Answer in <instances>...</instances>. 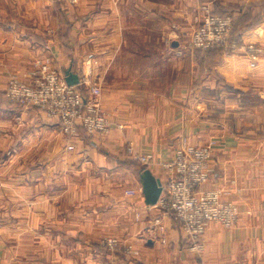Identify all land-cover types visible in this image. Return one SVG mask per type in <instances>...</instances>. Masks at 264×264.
I'll return each mask as SVG.
<instances>
[{
	"label": "crops",
	"instance_id": "0c3cea01",
	"mask_svg": "<svg viewBox=\"0 0 264 264\" xmlns=\"http://www.w3.org/2000/svg\"><path fill=\"white\" fill-rule=\"evenodd\" d=\"M204 3L232 18V39L264 48V0H0V264H264V52L251 67L245 51L189 47ZM38 60L89 74L107 134L68 137L6 98L8 79L29 81ZM182 136L215 140L200 188L239 208L231 228L208 226L201 253L147 208L127 154L152 153L147 169L162 184Z\"/></svg>",
	"mask_w": 264,
	"mask_h": 264
},
{
	"label": "built area",
	"instance_id": "2783aa9c",
	"mask_svg": "<svg viewBox=\"0 0 264 264\" xmlns=\"http://www.w3.org/2000/svg\"><path fill=\"white\" fill-rule=\"evenodd\" d=\"M75 5L78 0H61ZM200 16L188 42L192 49L241 50L249 53L250 66L256 65L257 55L264 48L253 43L239 45L231 38L232 19L229 16L214 13L210 3L200 5ZM177 26L174 25V29ZM101 88L94 83L88 73L79 77L76 85L66 82L62 72L51 68L47 62L36 61L30 71V80L23 81L13 76L6 88L5 96L12 103L23 107H33L56 122L60 131L68 136L78 135L79 127L88 134H107L111 119L101 101ZM119 128H122L119 125ZM215 140L206 144H192L186 136L179 138L171 160L163 163L168 171L167 179L162 183L157 202L147 205L148 209L157 208L169 215L179 228L188 249L201 253L204 250L203 237L210 224L231 228L239 215L238 206L223 198L224 191L200 188L212 176V147ZM73 148L72 144L68 145ZM127 154L141 166L146 167L153 161L152 153H137L133 146L127 147ZM126 194L134 195L133 189ZM138 217V215H137ZM157 230L163 234L165 226L161 219H155ZM160 241L165 243L164 236ZM104 246L114 250L118 246L116 238L103 240ZM232 264H248L237 260Z\"/></svg>",
	"mask_w": 264,
	"mask_h": 264
},
{
	"label": "water",
	"instance_id": "95a60500",
	"mask_svg": "<svg viewBox=\"0 0 264 264\" xmlns=\"http://www.w3.org/2000/svg\"><path fill=\"white\" fill-rule=\"evenodd\" d=\"M65 80L70 85H76L79 82V75L68 68L64 72ZM144 177V194L147 205H153L157 202L161 192V182L150 172L149 169H144L141 173Z\"/></svg>",
	"mask_w": 264,
	"mask_h": 264
},
{
	"label": "rangeland",
	"instance_id": "374dc122",
	"mask_svg": "<svg viewBox=\"0 0 264 264\" xmlns=\"http://www.w3.org/2000/svg\"><path fill=\"white\" fill-rule=\"evenodd\" d=\"M225 16H229V15H225ZM230 17V16H229ZM232 19V18H231ZM239 44V43H238ZM243 44H248V43H243ZM239 45H242V44H239ZM189 46V45H188ZM259 47H261V46H259ZM263 48V47H262ZM263 53V52H262ZM13 77V75L8 79V81H7V84H8V82H9V80L11 79ZM17 77V76H16ZM19 78V77H18ZM22 80V79H21ZM24 81V80H23ZM7 86V85H6Z\"/></svg>",
	"mask_w": 264,
	"mask_h": 264
},
{
	"label": "trees",
	"instance_id": "16d2710c",
	"mask_svg": "<svg viewBox=\"0 0 264 264\" xmlns=\"http://www.w3.org/2000/svg\"><path fill=\"white\" fill-rule=\"evenodd\" d=\"M144 169H147L146 167L141 166L140 171L143 172Z\"/></svg>",
	"mask_w": 264,
	"mask_h": 264
}]
</instances>
